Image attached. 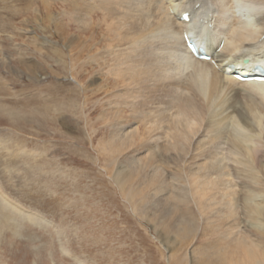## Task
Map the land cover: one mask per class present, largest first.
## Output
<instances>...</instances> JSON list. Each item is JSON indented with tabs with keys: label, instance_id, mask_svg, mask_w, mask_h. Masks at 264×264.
<instances>
[{
	"label": "rangeland",
	"instance_id": "obj_1",
	"mask_svg": "<svg viewBox=\"0 0 264 264\" xmlns=\"http://www.w3.org/2000/svg\"><path fill=\"white\" fill-rule=\"evenodd\" d=\"M90 1L0 0V264L242 262L236 240L260 235L243 214L239 220V209L231 228L220 196L216 206L198 208L189 167L136 168L131 154L111 147L102 120L111 99L105 90L114 89L104 51L108 12L102 1ZM83 86L92 90L87 102ZM117 109L135 123L130 108ZM165 118L162 138L174 121ZM133 170L137 179L122 184L120 173ZM235 179L240 204L243 181ZM131 189L140 192L136 200L127 195ZM182 221L192 224L189 231ZM232 230L238 235L227 238Z\"/></svg>",
	"mask_w": 264,
	"mask_h": 264
},
{
	"label": "bare ground",
	"instance_id": "obj_2",
	"mask_svg": "<svg viewBox=\"0 0 264 264\" xmlns=\"http://www.w3.org/2000/svg\"><path fill=\"white\" fill-rule=\"evenodd\" d=\"M100 1L108 12L104 23L109 39L104 51L110 57L105 60L106 74L112 82H107L114 85L105 90L111 99L105 101L102 115L105 127L111 128V147L116 153L131 154L136 168L189 167L190 193L198 208L203 210L205 202L216 206L220 196V213L231 228L237 225L239 209V220L243 214L245 225L260 235L259 240L250 234L237 239L245 259H232L229 264H264V163L259 158L264 151V82L242 83L234 77L237 73L226 74L228 68L249 73L255 63L264 70V0ZM141 3L145 10L136 6ZM137 12L142 13L139 19ZM186 13H190L189 22L181 19ZM185 35L202 46L211 62L190 55ZM86 49L90 47L84 44ZM88 88L82 90L86 102ZM103 88L97 90L101 93ZM117 104L131 109L128 118L133 125L127 124V114ZM166 115L173 117L175 126L162 138ZM200 160L203 163H197ZM139 173L121 172L120 180L132 182ZM235 178L243 181L239 185L245 197L240 204ZM127 193L136 200L140 192ZM161 206L163 213L169 210L166 200ZM182 224L184 232L192 227L189 222ZM232 231L227 238L238 235Z\"/></svg>",
	"mask_w": 264,
	"mask_h": 264
}]
</instances>
